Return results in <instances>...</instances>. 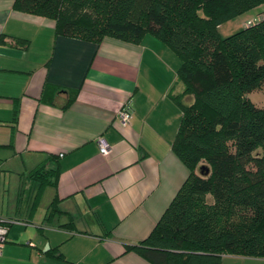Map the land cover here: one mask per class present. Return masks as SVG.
<instances>
[{"label":"crops","instance_id":"crops-1","mask_svg":"<svg viewBox=\"0 0 264 264\" xmlns=\"http://www.w3.org/2000/svg\"><path fill=\"white\" fill-rule=\"evenodd\" d=\"M13 2L0 0V219L10 222L0 264H151L125 247L150 232L188 175L171 147L178 57L151 34L61 35L52 18ZM262 10L240 14V28ZM56 85L78 89L68 106ZM121 109L130 123L119 121ZM51 155L55 182L40 186L30 171ZM220 264L264 257L224 253Z\"/></svg>","mask_w":264,"mask_h":264},{"label":"trees","instance_id":"trees-1","mask_svg":"<svg viewBox=\"0 0 264 264\" xmlns=\"http://www.w3.org/2000/svg\"><path fill=\"white\" fill-rule=\"evenodd\" d=\"M261 4L264 0L13 2L17 10L52 18L61 35L138 42L151 34L178 57L181 90L170 97L181 118L171 147L188 175L150 232L125 247L151 264H220L224 253L264 257V108L247 97L264 87V10L230 35L218 31L223 21ZM54 90L66 94L61 108L78 91L58 85ZM55 160L51 155L31 169L40 186L55 182Z\"/></svg>","mask_w":264,"mask_h":264},{"label":"rangeland","instance_id":"rangeland-1","mask_svg":"<svg viewBox=\"0 0 264 264\" xmlns=\"http://www.w3.org/2000/svg\"><path fill=\"white\" fill-rule=\"evenodd\" d=\"M241 15H236L230 19H227L221 23V27L218 28L219 34L222 37L230 35L240 28ZM180 84V83H179ZM181 85V84H180ZM247 97L258 107L264 108V87L254 89L247 94Z\"/></svg>","mask_w":264,"mask_h":264},{"label":"built area","instance_id":"built-area-1","mask_svg":"<svg viewBox=\"0 0 264 264\" xmlns=\"http://www.w3.org/2000/svg\"><path fill=\"white\" fill-rule=\"evenodd\" d=\"M262 16H264V12H262ZM118 118H119V121L122 124L130 123V120H131L130 111L128 109H121L118 112ZM97 143H98V146H99V151L102 154H107L109 149H110V147H109V144L106 142V140L103 137H99L97 139ZM0 221H3V220L0 219ZM7 231H8V227L6 225L0 223V253H1V247H2V245H3V243L5 242V239H6Z\"/></svg>","mask_w":264,"mask_h":264}]
</instances>
